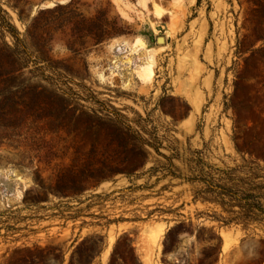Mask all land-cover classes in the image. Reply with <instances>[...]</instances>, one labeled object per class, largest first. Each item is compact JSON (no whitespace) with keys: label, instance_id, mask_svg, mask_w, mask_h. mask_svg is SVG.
<instances>
[{"label":"rangeland","instance_id":"obj_1","mask_svg":"<svg viewBox=\"0 0 264 264\" xmlns=\"http://www.w3.org/2000/svg\"><path fill=\"white\" fill-rule=\"evenodd\" d=\"M47 1L0 0V264H264V0Z\"/></svg>","mask_w":264,"mask_h":264},{"label":"trees","instance_id":"obj_2","mask_svg":"<svg viewBox=\"0 0 264 264\" xmlns=\"http://www.w3.org/2000/svg\"><path fill=\"white\" fill-rule=\"evenodd\" d=\"M252 195H248V197H247V218H250L251 217V214H252V212H253V210H255L256 209V206L253 204V203H248L249 202V200H251L252 199ZM258 210L260 211V212H263L264 213V209H262V206L261 205H259V207H258Z\"/></svg>","mask_w":264,"mask_h":264},{"label":"water","instance_id":"obj_3","mask_svg":"<svg viewBox=\"0 0 264 264\" xmlns=\"http://www.w3.org/2000/svg\"><path fill=\"white\" fill-rule=\"evenodd\" d=\"M60 2L61 1H58V0H49L47 2H44L42 4L37 5L36 8H35V10L36 11L44 10L46 8H50V7L56 6Z\"/></svg>","mask_w":264,"mask_h":264},{"label":"bare ground","instance_id":"obj_4","mask_svg":"<svg viewBox=\"0 0 264 264\" xmlns=\"http://www.w3.org/2000/svg\"><path fill=\"white\" fill-rule=\"evenodd\" d=\"M161 43H163V40L160 41ZM142 74L145 76V77H150L152 75V71L151 69L148 67L147 69H144L142 71Z\"/></svg>","mask_w":264,"mask_h":264}]
</instances>
